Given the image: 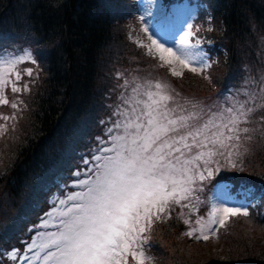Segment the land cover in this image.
<instances>
[{"label":"trees","instance_id":"16d2710c","mask_svg":"<svg viewBox=\"0 0 264 264\" xmlns=\"http://www.w3.org/2000/svg\"><path fill=\"white\" fill-rule=\"evenodd\" d=\"M190 2L193 30L198 29V35L207 31L206 49L217 54L215 79L229 68L250 66L255 57L257 67L264 68V43L253 37L251 29L259 26L257 33L264 36V0ZM134 9V0H0V55L28 49L36 59L35 64L26 60L19 68L16 87L21 91H12L15 81L7 84L3 94L9 103L0 104V130L5 131L8 122L22 120L13 125V143L5 142L4 147L0 136V220L11 225L0 235V264H16L33 227L52 205V196L63 197L73 190L72 173L85 166L83 157L91 159L99 148L91 142L101 144L106 137L103 129L121 119L114 113L125 107L123 99L132 94L136 82L161 77L151 55L135 40L140 25L131 13ZM28 68L33 75H27ZM210 72L205 74L212 78ZM189 75L171 78L173 86L179 90L178 84L184 82L185 90L196 87L192 80L196 74ZM210 81L199 85L208 86ZM253 115L243 124L249 129L254 121L250 132L243 134L250 137L245 142L248 155L226 159V169L219 171L223 156L201 164V171L208 168L213 175L198 180L197 188L216 172L221 177L236 175L247 183L234 179L235 185L259 187L256 204L247 217H228L215 238L185 237L187 242L179 246V253L173 250L170 264H264V109ZM231 162L235 170L229 168ZM56 176L59 185L48 192L46 187L55 184ZM168 215L162 220V235L178 247L177 237L187 236L190 228H180L173 212ZM147 233L143 235L153 237L151 230ZM153 238L157 259L161 248ZM12 248L19 253L15 260L7 255Z\"/></svg>","mask_w":264,"mask_h":264},{"label":"snow or ice","instance_id":"6c2138e0","mask_svg":"<svg viewBox=\"0 0 264 264\" xmlns=\"http://www.w3.org/2000/svg\"><path fill=\"white\" fill-rule=\"evenodd\" d=\"M139 19L145 21L144 16ZM187 28L179 36V55L152 35L148 36L150 44L140 40L137 43L145 47L149 55L159 53V59L166 64L179 61L189 67L195 61L200 70L210 68L208 54L199 48L201 41L197 39L192 43L190 39L198 29L194 31L191 24ZM142 31L149 32L146 22ZM24 60L36 63L28 49L22 56L0 55V86L7 83L8 73L15 71ZM190 70L196 72L198 68L191 66ZM25 71L27 75H33V69ZM172 74L182 75L174 69ZM20 78V73L16 71V79ZM127 83L125 81V85ZM24 90H27V85ZM12 91L19 92L21 89L13 86ZM260 91L264 100V88ZM131 93L123 99L125 107L118 108L114 113L121 119L108 129L109 133L117 130V134L109 135L111 147L104 149L112 155L93 157L99 162L95 178L77 181L76 184L84 190L71 193L59 201L61 205L70 200L80 201L66 210L59 209V214L66 217L60 221L59 232L48 234L47 242L40 245L34 242L29 247V251L34 247L44 251L42 258L39 253L34 254L36 259H42V264H127L129 255L136 264H146L152 258L147 257L143 250L148 243L143 234L150 231L156 221L167 219V214L174 212L176 205L182 209L189 208V211L196 207L199 203L196 191L202 189L194 188L195 182L207 178L204 171L208 177L213 175L207 168L200 171L199 162L207 165L213 157L225 156L222 150H226L229 161L234 154L239 155L240 144L230 142L241 139L236 133L249 132L248 128H240V123L249 122L258 109H264V102L250 107L248 100L234 103L219 112L205 111L196 104L191 105V110L170 107L169 102L174 97L169 94L168 86L161 82H156L154 86L149 84L147 89L138 85L131 89ZM8 103L0 92V104ZM11 106L17 107L16 103ZM223 129H228L233 135L226 136ZM232 167L236 165L232 164ZM221 212L224 219L218 220ZM161 214L165 215L162 217ZM249 214L248 206L221 209L213 205L208 220L197 219V227L190 228L186 235L206 241L209 239L206 233L216 234L213 225L223 226L228 217H247ZM180 215L183 216V212ZM184 223L190 224V220L185 219ZM7 255L15 260L19 253L14 250Z\"/></svg>","mask_w":264,"mask_h":264},{"label":"rangeland","instance_id":"374dc122","mask_svg":"<svg viewBox=\"0 0 264 264\" xmlns=\"http://www.w3.org/2000/svg\"><path fill=\"white\" fill-rule=\"evenodd\" d=\"M136 3V8L133 10V13L136 17V20L138 21L140 27L138 29V35H134L135 36V40L138 41H143L144 44H150L151 41L148 39L149 35H152L154 39H157L160 43L164 44L165 47H171L173 48L174 51H177V54L179 55V36L183 35L184 31H187V25L191 24L192 22V10L190 8V6L188 5L187 0H183L182 2H178L175 4H172V6L170 7L169 10H167L164 5L163 2L161 0H135ZM120 12V11H119ZM121 13V12H120ZM141 16L145 17V21H141L139 18ZM145 22L147 23V26L149 28V32L145 33L142 31ZM251 29H255L254 30V35L253 37L258 38L262 40V42L264 43V36H260L259 33H257V31L259 30V26L257 27H253ZM197 32V31H196ZM1 35V32H0ZM195 38L196 40L199 39L201 41L199 48L202 49L205 53L208 54V52L205 51V48L202 46V41L209 39L208 38V33L207 31H204L202 35H198L196 34L194 37L190 38L192 40V43H195ZM175 41V43L173 42ZM139 45V44H138ZM239 45V43H238ZM146 49V48H145ZM147 51V49H146ZM155 51V50H154ZM12 54L15 56H22L24 54V51H9V52H4L3 54ZM1 54V55H3ZM165 56L167 57V54H165ZM209 56V54H208ZM210 58V57H209ZM151 60L154 64V66H156L157 70L159 71V73L161 74L160 78H148V79H143L142 82H136L137 85H135V87L139 86H143L145 89H147L148 85H155L156 82H161L165 85L168 86L169 89V94L172 95L174 97L173 101L169 102V106L170 107H186L188 108V110H191V105L192 104H196L202 108L205 109V111L207 110H211L213 112H219L221 109H225L228 108L230 106H232L234 103H243L245 100H248V106H254L255 104H259L264 102V100H262L261 98V89L264 88V68H258L257 67V61H256V57L254 60L253 64H250V66L244 64L243 66H240V72H242V77L240 78V80L238 82H236L235 84L231 85L229 88H221L217 91H215V89H213V93H210L208 91H205L203 88H200L201 85L199 84H203V83H207L208 80H211V78L209 77V75L204 74L205 72H208V70H210V74L213 76L214 74V70L216 68H218L219 65L213 66L209 69H207V71H200L199 66L197 64V62L193 61L191 63V65L189 67H185L183 63L179 62V61H174L171 65L164 63L163 61H161L159 59V53H155L154 55H151ZM264 61V59L262 60ZM24 63H27L26 60H24L23 62H21L20 64H18L16 66V70L9 72L7 75V83L3 84L2 86H0V92H2L3 94V90L4 88H7V84H14L13 82L15 81V85L17 86V83H19V80L16 79V71H20V66ZM163 64V66H161ZM191 66H196L198 68V70L196 72H193L190 70ZM175 70L176 72H180L182 73V75L180 76H175L172 74V70ZM216 71V70H215ZM189 72L192 74H196V77L193 78L192 80L196 83V87H191V89L187 88V90H185V85L184 82L182 83V85H179V89L181 92H178L175 88V86H173V81L171 78H176L179 79L181 78V76L184 75V78H189ZM20 73V72H19ZM209 74V73H208ZM0 77H2V70H0ZM164 80V81H163ZM178 81V80H177ZM170 85H169V83ZM135 83V84H136ZM152 90L154 91L155 88L153 87ZM192 92H189V91ZM215 91V92H214ZM190 93L191 96L190 98L187 97H182V96H186L187 93ZM4 96V94H3ZM249 97H253L252 99H249ZM146 99V97H143ZM206 118V117H205ZM22 120L18 121L17 123H21ZM226 122V120H225ZM254 122V121H253ZM253 122H251L250 128H249V132L252 129L251 126H253ZM6 123V122H5ZM14 124H10L9 122L7 123V125L10 126H6V130L3 131L2 129L0 131H2L0 133V136L4 138V142L3 145L4 147L7 146V144L13 143L14 140V135L16 133V129H14L13 127L17 124L16 121L13 122ZM246 124V123H245ZM5 125V124H4ZM14 125V126H13ZM10 127V128H8ZM240 128H248L247 125H239ZM13 128V129H12ZM225 135H233V133H230L228 131V129H223ZM103 132L109 134L108 132V127H105L103 129ZM117 134V133H116ZM237 135L240 136V140L239 141H235L233 140L232 143H239L240 144V149H239V155H233L231 157V159L237 157V156H244V155H248L247 153H244L246 150V139L249 136H243V132H238L236 133ZM115 135V134H114ZM92 138V137H91ZM106 138L101 139V143H98L97 141H95L94 143L91 142L92 145H99V148H96L94 150V156H99V157H105V156H109L112 155V153L110 152H106L104 151V149L106 148H110L111 147V143H108L107 145L104 143ZM5 142H8L7 144H5ZM225 151V156H223V160H225L224 163H222V165L226 164V156H227V152L226 150H222ZM233 151L235 152V149H233ZM6 156H4L3 158L5 159ZM3 159V160H4ZM85 161H87L88 163H85ZM250 161H252V159H250ZM258 162V161H256ZM82 163H84V167L81 170H74L75 173H79V175H76V179L73 180V191L68 192L66 195H64L63 197H55L52 196V205L49 206V208L47 209V212L42 216L40 222L38 224H36L33 228V234L32 237L27 240L26 242V247L23 251V255L20 257V261L18 263L21 264H42V259L38 260L35 258V253H39L40 257L42 258L44 256V251H41L39 247H34L31 249V251H29V247L31 245H33V243L35 242L37 245H40L42 243H45L49 240V235L51 233H58L60 228H61V224L60 221L63 219H66V217H63L59 214V209H67L69 206H71L73 203H78L80 201H68L67 204L65 205H61L59 203L60 200H64L67 198V196L71 193H76V192H80L83 191L84 189L79 186L78 184H76L77 181L80 180H87L90 177L91 178H95L94 177V172H95V168L97 163H99L97 160H91V162L89 161L88 157H83V161ZM201 164H204L203 161L199 162L200 165V171H201ZM221 164V163H220ZM219 164V165H220ZM232 164V162H231ZM221 167V166H220ZM230 168L233 169V167L231 166ZM208 169V168H207ZM74 172L72 174H74ZM238 173H241L238 171ZM198 180L195 182L194 188L198 187ZM38 185H36L37 187ZM198 194L197 196L199 197V203L197 204V208H196V214H190L187 213L186 211L188 210V208H181L179 205L175 206V211L173 212L174 215H176V217L178 216V224L181 226L180 228H186L188 225L190 226V228L192 227H197L195 221L199 218H203L205 221L208 220V213L211 211L213 205L223 209L225 207H236V208H241V207H245L247 205V201H244L243 198L241 197H236L235 195V191L236 188H234L232 191L229 190L228 186L226 184L220 183L218 182V184L215 186V189L213 190V194L211 196V198L209 199V201L207 202V200L205 199V194L203 192V187H199ZM34 191V188H33ZM32 192H30L31 194ZM248 194V192H246ZM182 203L187 204L188 201H182ZM190 206V205H189ZM183 212V216L180 215V213ZM51 213L52 215H46ZM172 213V212H171ZM169 213V214H171ZM167 216H169L167 214ZM175 217V216H174ZM188 219L190 220V224H185L184 220ZM217 219H224L223 213L221 212L220 215L217 217ZM158 222V224L156 223ZM151 228V233L153 235V237H155L156 240L159 241L160 244V258L158 257L157 259H151L149 261H146V264H170L173 259L175 257H173V252L176 251L178 249V253H179V246L185 244L188 241V236H185L184 233L182 235H180V237H177V241H178V247H176L173 243V241H171L168 238H163L162 235V229L165 228V226H163L162 221H156ZM11 227V225H10ZM10 227H7L6 223H4L3 220H0V230L1 231L0 235L4 234L2 232L8 231V229ZM213 229H217L219 227V225H213L212 226ZM148 234L147 232L144 233V235ZM208 234H212L211 232L206 233ZM162 235V236H161ZM196 235H199V233H196ZM149 239H153L154 238L150 235L147 236ZM187 241H186V238ZM192 244H194L193 246H197V243H194L193 241H191ZM150 246V245H149ZM154 245L148 248H144V252L145 255L147 257H151V253L152 251H155L153 248ZM174 250V251H173ZM46 251V250H45ZM13 252V248L10 249V251L8 253ZM127 264H136V262L132 259V257L129 255L128 257V261Z\"/></svg>","mask_w":264,"mask_h":264}]
</instances>
